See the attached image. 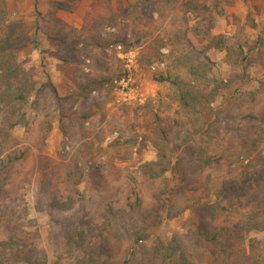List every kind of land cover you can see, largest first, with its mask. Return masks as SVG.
I'll return each mask as SVG.
<instances>
[{"label":"trees","instance_id":"trees-1","mask_svg":"<svg viewBox=\"0 0 264 264\" xmlns=\"http://www.w3.org/2000/svg\"><path fill=\"white\" fill-rule=\"evenodd\" d=\"M77 1L51 7L72 13ZM141 1L152 9L145 30L129 36L125 27L92 43L138 50L142 68L163 61L160 51L169 48L172 72L153 79L173 89L172 116L150 102L110 114L112 86L127 77L122 63L109 70L103 55L93 64L100 72L85 74L81 36L57 22L46 34L60 49L57 70L69 85L62 95L48 74L19 62L27 30L0 17V264H264V82L244 91L248 68L264 70V26L253 41L237 19L232 33L214 35L216 0ZM209 51L230 68L226 83L209 77ZM55 134L60 150L50 156ZM150 150L155 160H143ZM34 179L35 211L54 225L53 262L30 218ZM186 213L187 225L196 223L189 236L148 243L163 215Z\"/></svg>","mask_w":264,"mask_h":264},{"label":"rangeland","instance_id":"rangeland-1","mask_svg":"<svg viewBox=\"0 0 264 264\" xmlns=\"http://www.w3.org/2000/svg\"><path fill=\"white\" fill-rule=\"evenodd\" d=\"M216 1L219 2V7L214 13L213 34L232 33L237 19L240 20V26L251 41L255 40L256 35L260 33L261 28L264 26V0ZM54 2L56 0H38V10L42 17L37 19L34 0H0V17L6 23H20L27 30L29 43L26 50L22 52L19 62L29 63L41 77L43 76L42 72L48 74L60 93L65 94L69 85L66 84L63 75L57 70V56L60 49L46 34L49 29L54 28L57 22H60L71 28L82 38V42L79 44L82 62L80 68L85 74L93 76L94 69L100 72L101 69L93 68V64L96 62L95 58H101L103 55H106L109 70L121 66L117 60L122 63L127 77L112 86L114 99L107 107L110 114L119 117L122 108L125 106L134 107L149 102L154 106L155 111L161 110L164 114L171 116L176 113L173 89L159 85L153 79V76H166L169 72H172L171 60L173 57L171 58L169 48L164 47L160 51L163 61L142 68L138 58V50L125 53L122 46L109 45L102 51L92 43V36L105 40L119 33L125 27L129 28V36L130 32L145 30L149 21H151L148 17L152 10L151 5L144 9L141 0H78L75 10L71 13L65 10L57 11L53 9L51 4ZM256 7L261 9L259 15L256 14ZM124 12L125 14H123ZM188 17L190 20L194 18L190 14ZM157 18L158 15L154 14V20ZM111 19H113L112 22ZM194 25L195 20L190 23L191 27ZM253 25L257 27L256 30L251 27ZM189 39L200 51L204 50L203 45L197 43L192 33L189 35ZM206 56L215 63V67L211 68L209 77L223 80L226 83L230 68L223 62L222 56L215 51L206 52ZM253 56L256 57L255 54ZM201 60L203 61V59ZM248 74L251 82L244 91L256 90L258 83L260 81L264 82V70L259 65L253 64L248 68ZM97 95L96 92L92 94V96ZM16 134L21 135L22 131L16 130ZM117 136V134L108 136L103 147L106 148ZM59 150L60 138L55 134L49 142L48 154L55 156ZM142 158L148 162L154 161L155 153L150 150ZM101 161L105 162V158H101ZM27 195L32 208L30 218L41 234L40 249L49 261L53 262L58 255L57 244L51 239V228L54 225L47 214H37L34 208L38 198V179L33 180ZM189 216L190 213H186L179 218L166 220L165 215H163L162 217L165 220L163 225L148 234V243L149 240L157 238L167 241L173 234L177 233L188 232L187 235L189 236L191 232L196 230V223L193 225L190 222L187 225Z\"/></svg>","mask_w":264,"mask_h":264},{"label":"built area","instance_id":"built-area-1","mask_svg":"<svg viewBox=\"0 0 264 264\" xmlns=\"http://www.w3.org/2000/svg\"><path fill=\"white\" fill-rule=\"evenodd\" d=\"M118 81L114 82V83H117Z\"/></svg>","mask_w":264,"mask_h":264}]
</instances>
